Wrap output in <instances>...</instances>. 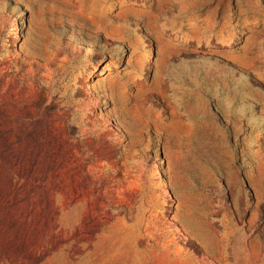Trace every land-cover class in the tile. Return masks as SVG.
Segmentation results:
<instances>
[{
	"label": "rangeland",
	"instance_id": "rangeland-1",
	"mask_svg": "<svg viewBox=\"0 0 264 264\" xmlns=\"http://www.w3.org/2000/svg\"><path fill=\"white\" fill-rule=\"evenodd\" d=\"M0 264H264V0H0Z\"/></svg>",
	"mask_w": 264,
	"mask_h": 264
}]
</instances>
